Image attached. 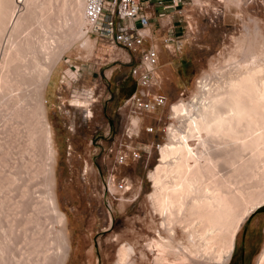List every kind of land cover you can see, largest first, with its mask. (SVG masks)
I'll return each instance as SVG.
<instances>
[{
  "label": "bare ground",
  "instance_id": "bare-ground-1",
  "mask_svg": "<svg viewBox=\"0 0 264 264\" xmlns=\"http://www.w3.org/2000/svg\"><path fill=\"white\" fill-rule=\"evenodd\" d=\"M57 1L61 10L67 5L71 8L70 18L69 12L62 14L70 21L69 26L65 22L69 31L55 37L59 34H53L56 29L50 34L55 35L52 38L46 37V29L41 33L34 28L39 26V30L50 23L48 12L54 0H0V41L12 21L16 33L33 19L39 24L33 27L31 23L29 32L25 29L31 34L24 36L22 32L23 39L21 31L19 36L12 31L20 40L13 38L8 55L17 63H8L12 67L8 72L5 68L6 73L1 71L0 76V264H72L75 258L67 228L69 218L62 211L53 177L47 178L51 190L45 195L38 194L34 183L41 173L36 158L42 140L53 160L50 171L55 164L48 92L56 84L54 75L64 53L73 45L71 41L85 36L82 10L78 13L72 8L76 0ZM79 2L83 5V0ZM19 4L26 9L14 18ZM249 46L241 60H229L228 66L222 64L226 67L202 76L198 92L189 103L182 100L171 105L173 117L180 118L181 123L168 128L170 141L159 146L161 163L151 172L157 192L151 194V200L158 203L161 213L175 214L173 218L179 217V221H193L198 246L194 251L185 248L188 253L185 251L181 264H189L188 260L195 259L201 250L216 252L217 264L228 262L237 231L251 212L264 205V51L258 58ZM29 54L33 57L24 65L21 61ZM89 98L94 97L87 91L86 99L78 97L76 105L89 107ZM86 111V117H93L91 109ZM55 244L60 250L56 260L51 251ZM126 257L123 249L121 263Z\"/></svg>",
  "mask_w": 264,
  "mask_h": 264
},
{
  "label": "rangeland",
  "instance_id": "rangeland-1",
  "mask_svg": "<svg viewBox=\"0 0 264 264\" xmlns=\"http://www.w3.org/2000/svg\"><path fill=\"white\" fill-rule=\"evenodd\" d=\"M76 1L72 8L77 12L82 10L83 14L84 6L79 0ZM23 6L19 4L14 18L21 14L20 12L24 13L26 7ZM67 7L61 10L60 1L54 0L53 8L48 12V15H52L50 23L46 22L45 28L38 30L39 24L36 20L34 23L33 19L30 24L33 23V27L35 24L38 26L35 27L36 30L34 28V32L41 29L40 32L44 33L43 29H46V37H49L58 29L53 34L58 32L60 35L53 36L68 34L69 28L65 26L67 23L69 26L70 21L67 16H63L69 12L70 18L71 8ZM36 8L39 10L40 7ZM54 9L57 11H52ZM187 15V28L184 29L186 41L181 50L173 54L165 48L164 40L169 35L168 29L165 28L161 29L159 34L151 35L145 42L144 47L153 45L159 51L157 90L167 98V103L150 118L145 119L141 126L139 141L145 143V148L147 145L154 148L151 152H143L139 160L126 166L115 165L112 158L107 156L106 149L108 144L120 136L121 106L123 100L136 88L130 75V67L138 61L139 53L113 48L107 40L85 35L75 43L72 40L73 45L62 57L54 75L56 84L49 90L47 99L48 118L56 151L52 170L54 173L50 171L53 160L49 146L44 145L42 140V147L36 158V167L41 173L34 183L38 194L45 195L51 190L47 178L53 177L55 181V191L62 211L67 213L69 218L67 228L72 253L75 254L72 264H123L120 261L123 249L128 256L124 264H158L160 261L159 264H181L185 251L186 255L188 253L185 248L194 251L198 246V238L191 225L192 220L179 221V217H176L177 220L173 218L175 214L171 216L168 212L161 213L158 203L151 200V194L157 192L151 172L161 163V148L159 149L158 145L167 144L170 141L168 128L181 123L180 118L173 117L171 105L182 100L189 103L198 92L202 76L216 72L218 67L220 70L221 67L228 66L232 60H241L249 45V50L254 51L260 58L264 51V0H194ZM59 16L66 19L59 20ZM12 22L10 23L13 24ZM10 23L3 34L4 40L0 41V44L3 43L0 48L6 46L7 49H2L5 53L0 51V76L6 73L5 68L8 72V69L17 63L8 55L14 43L13 38L16 40L20 34V39H23L27 34H31L25 32L26 28L29 32L30 24L28 27L23 26L24 30H17L21 31L18 34ZM153 23L155 24V21H152ZM61 24L64 25L65 31L61 32L64 30ZM22 32H25L24 36ZM9 33L13 35L12 38ZM162 50H166L165 56ZM31 54L21 63L28 64L27 61L33 57ZM234 56H237L236 59ZM87 91L92 92L94 97L89 98V107L77 106L76 99H86ZM88 108L91 109L93 117L85 116ZM149 126H154V132L151 134L146 131ZM112 169L118 177L127 180V189L124 192L117 193L113 188H104L102 179L108 170ZM250 183L252 185L254 181ZM172 220L177 223L172 224ZM187 223L190 225H185ZM263 250L264 205L251 212L245 219L235 235L232 256L224 264H264ZM51 251L52 255L56 254V257L53 256L56 260L57 253H60L57 244ZM203 251L201 250L195 259L192 257L193 260H188V263L217 264L214 258L216 252ZM159 258L162 260L159 261Z\"/></svg>",
  "mask_w": 264,
  "mask_h": 264
},
{
  "label": "built area",
  "instance_id": "built-area-1",
  "mask_svg": "<svg viewBox=\"0 0 264 264\" xmlns=\"http://www.w3.org/2000/svg\"><path fill=\"white\" fill-rule=\"evenodd\" d=\"M151 0H83V17L85 35H94L107 40L113 48L139 53V59L130 67L135 90L122 102V125L120 136L108 144L107 156L115 165L126 166L139 160L143 152H151L153 146L145 148L139 141L141 126L165 107L167 98L157 90L156 73L160 54L156 47H144L149 39L146 29L150 25L144 13V7ZM178 6L183 0H173ZM184 36L170 35L165 38V48L173 54L184 46ZM131 61V60H129ZM128 61V62H129ZM147 133L154 132V126L146 128ZM160 145H158L159 147ZM104 188H113L117 193L127 189V180L118 177L114 170L102 179Z\"/></svg>",
  "mask_w": 264,
  "mask_h": 264
},
{
  "label": "crops",
  "instance_id": "crops-1",
  "mask_svg": "<svg viewBox=\"0 0 264 264\" xmlns=\"http://www.w3.org/2000/svg\"><path fill=\"white\" fill-rule=\"evenodd\" d=\"M150 2L149 5L144 7V13L150 20V25L146 29L149 38L151 35L159 34L163 28L168 29V36L173 34L185 36L184 29L187 28L186 24L188 22L187 13L189 12L190 4L194 0H183L178 6L173 0H151ZM152 21H155V24H152ZM183 41L185 42L186 39L184 38ZM165 52L166 50H162L164 56L167 54Z\"/></svg>",
  "mask_w": 264,
  "mask_h": 264
}]
</instances>
